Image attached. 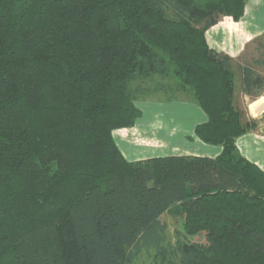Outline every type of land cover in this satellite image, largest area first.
I'll list each match as a JSON object with an SVG mask.
<instances>
[{
    "label": "trees",
    "instance_id": "obj_1",
    "mask_svg": "<svg viewBox=\"0 0 264 264\" xmlns=\"http://www.w3.org/2000/svg\"><path fill=\"white\" fill-rule=\"evenodd\" d=\"M248 1L0 0V264H264V172L236 146L264 34L250 61L206 36ZM158 91L192 93L219 156L124 157L113 132Z\"/></svg>",
    "mask_w": 264,
    "mask_h": 264
},
{
    "label": "rangeland",
    "instance_id": "obj_2",
    "mask_svg": "<svg viewBox=\"0 0 264 264\" xmlns=\"http://www.w3.org/2000/svg\"><path fill=\"white\" fill-rule=\"evenodd\" d=\"M226 18H222L221 21L226 26H232V21L226 20ZM225 46L226 44L222 47ZM255 48L254 44L250 45L241 56L246 55L245 60L250 61L253 56H257ZM259 69L264 73V67ZM236 82V105L242 112L243 124L250 128L249 131H264V101L260 102L257 115L253 116L250 113L249 106L258 99L246 96L243 93L239 78ZM143 87L150 88L151 91L154 89L151 83H145ZM137 106L142 111V116L133 129L117 130L122 132L120 136L125 137L122 139L127 140H120V149L127 160L137 161L152 156H166L171 153L192 155L203 151L202 147L198 145L201 140L194 133V128L204 121L202 117L204 114H202L203 112L198 107L191 92L177 94L170 91L167 93L164 91L153 92L147 95V98H141L137 102ZM174 135L177 138L175 142L178 143L171 141ZM163 220L168 225V245L174 247L177 242L176 230L180 229V223L169 214H165ZM190 240L194 239L190 238ZM132 264H157L155 252L153 250L142 252Z\"/></svg>",
    "mask_w": 264,
    "mask_h": 264
},
{
    "label": "crops",
    "instance_id": "obj_3",
    "mask_svg": "<svg viewBox=\"0 0 264 264\" xmlns=\"http://www.w3.org/2000/svg\"><path fill=\"white\" fill-rule=\"evenodd\" d=\"M226 20H231L232 26H226L225 23L220 20V22L217 25H215L214 27L210 28L207 31L206 33L207 41L211 48L219 52H223L233 58H238L243 54L247 45H249L253 40L264 34V0H249L246 7L245 16L240 22H235L233 21L232 18L229 17L226 18ZM224 44H226V46L222 47ZM261 101H264V97L251 103V105L249 106V110L252 107L259 105ZM202 117L204 118V121L202 123H205L207 120L206 116L203 115ZM197 126H195V128ZM195 128H194V133H195ZM132 129L133 128H129V130ZM124 131H128V130H124ZM121 134H122L121 131L115 130L113 132V138L115 139L119 148L121 145V141H127L122 139L125 137L120 136ZM176 139H177L176 135H174L171 141L175 142ZM198 145L202 147L203 151L201 153H195L192 155H188L184 153H180V154L171 153L166 156H152L140 160H145L154 157H167V156H202V157L216 158L222 152V147L220 146L207 145L201 141L200 143H198ZM236 146L239 154L242 157L247 159L249 162L255 164L257 167H259V169H261L264 172V131L263 130L248 131L243 136L237 139Z\"/></svg>",
    "mask_w": 264,
    "mask_h": 264
},
{
    "label": "bare ground",
    "instance_id": "obj_4",
    "mask_svg": "<svg viewBox=\"0 0 264 264\" xmlns=\"http://www.w3.org/2000/svg\"><path fill=\"white\" fill-rule=\"evenodd\" d=\"M262 103H263V102H262ZM258 109H259V105L252 107V108L250 109L251 114H252L253 116H256V115H257V111H258ZM262 109H263V108H262Z\"/></svg>",
    "mask_w": 264,
    "mask_h": 264
}]
</instances>
